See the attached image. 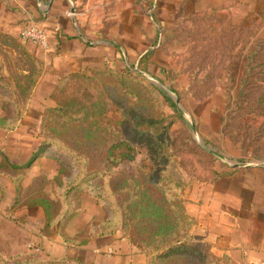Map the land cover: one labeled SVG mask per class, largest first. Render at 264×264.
I'll list each match as a JSON object with an SVG mask.
<instances>
[{"label":"rangeland","instance_id":"obj_1","mask_svg":"<svg viewBox=\"0 0 264 264\" xmlns=\"http://www.w3.org/2000/svg\"><path fill=\"white\" fill-rule=\"evenodd\" d=\"M243 1L121 2L140 7L124 16L138 33L112 19L105 32L139 48L79 71L47 35L33 52L0 41V201L11 217L44 202L42 240L27 244L44 264L63 244L95 255L73 264H232L197 230L222 181L264 175V0L251 15Z\"/></svg>","mask_w":264,"mask_h":264},{"label":"crops","instance_id":"obj_2","mask_svg":"<svg viewBox=\"0 0 264 264\" xmlns=\"http://www.w3.org/2000/svg\"><path fill=\"white\" fill-rule=\"evenodd\" d=\"M126 1L131 2L0 0V41L13 42L17 46L27 44L29 42L19 40L20 29L27 24L38 23L48 37L51 55L69 62L68 69L76 68L79 71L87 66L91 69L97 63L107 64L109 56L112 57L111 61H115L121 56L135 53L136 48H139L127 45L125 48L123 43L109 41L105 32L106 21L112 19L114 22L111 24L123 27V32L126 33L130 28L132 32L138 33L139 24L135 27L132 20L129 25L124 16L126 12L136 11L137 15L131 16L135 19L140 13V7L132 4L126 7L121 3ZM165 1L175 5L177 0ZM228 1L179 0L176 4L179 9L206 13L218 9L223 2ZM242 4V7H246L242 9L246 15L262 10L254 0H245ZM260 16H264V9ZM142 29L143 26L140 25L139 30ZM122 40L127 41V38L122 37ZM31 46L32 52L37 49L36 46ZM25 48H19V51L25 52ZM96 58H99V62ZM254 172L246 170L244 175L228 178L221 182L222 186L215 187L211 203L213 210L210 213L207 211L202 217L203 223L199 224L197 230L199 236L211 242L213 252L227 256L232 264H264V175H253ZM231 180H234L233 183ZM224 182H227V186H223ZM9 202L0 201V209L3 206L6 208V212H0V264H44L34 255V250L27 247L31 241L40 243L42 240L44 218L41 207L28 205L11 217L10 212L18 206H13L15 201L11 204ZM31 212L36 213V218H32ZM49 249L54 256L49 262L55 264H73L88 256L95 258V255L76 251L67 244L58 249L53 246ZM96 258L98 259L97 256ZM98 261L99 264H109L104 259Z\"/></svg>","mask_w":264,"mask_h":264},{"label":"built area","instance_id":"obj_3","mask_svg":"<svg viewBox=\"0 0 264 264\" xmlns=\"http://www.w3.org/2000/svg\"><path fill=\"white\" fill-rule=\"evenodd\" d=\"M19 39L23 42H29L41 49H47L48 47L45 31L37 23H30L23 26L19 31ZM28 247L37 250L30 245Z\"/></svg>","mask_w":264,"mask_h":264},{"label":"trees","instance_id":"obj_4","mask_svg":"<svg viewBox=\"0 0 264 264\" xmlns=\"http://www.w3.org/2000/svg\"><path fill=\"white\" fill-rule=\"evenodd\" d=\"M106 72L113 73L112 70L111 71L107 70ZM115 74H117V73H115ZM125 144L126 143L123 141L120 145H125ZM32 206L41 207V209H43L44 213L47 210V208L44 206V202H39V203L37 202V203H34ZM46 219L48 220V216L45 217V225H46V223L48 224V222H46ZM193 249H194L193 245H189L188 242H184L181 245H177V246L175 245V246H172V247L168 248L166 251H164L162 253V257L175 255V254H178L180 252H184L185 250H189V252H191ZM194 254L199 255L198 251H196V253H194Z\"/></svg>","mask_w":264,"mask_h":264},{"label":"water","instance_id":"obj_5","mask_svg":"<svg viewBox=\"0 0 264 264\" xmlns=\"http://www.w3.org/2000/svg\"><path fill=\"white\" fill-rule=\"evenodd\" d=\"M175 103L178 106V99L177 98H175ZM192 132H193L194 135H197L196 130H195V128L193 126H192ZM238 167H249V166L248 165H241V166L238 165Z\"/></svg>","mask_w":264,"mask_h":264}]
</instances>
